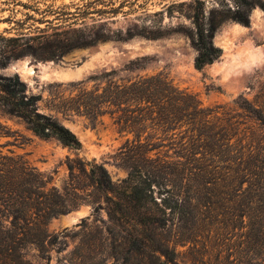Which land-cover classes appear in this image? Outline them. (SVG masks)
Returning a JSON list of instances; mask_svg holds the SVG:
<instances>
[{"label":"trees","instance_id":"1","mask_svg":"<svg viewBox=\"0 0 264 264\" xmlns=\"http://www.w3.org/2000/svg\"><path fill=\"white\" fill-rule=\"evenodd\" d=\"M247 11L237 8L207 21L201 8L193 13L196 68L220 57L212 41L219 25L228 18L248 25ZM107 37L70 35L56 26L50 33H0V68L26 54L59 60L73 48ZM148 59H131L125 69L144 68ZM41 99L18 74L0 73V111L40 138L79 150L80 140L58 115L83 116L92 127L108 116L119 133L130 135L121 146L127 175L115 183L103 164L75 158L67 163L68 180L60 190L21 156L0 150V264H39L27 257L31 248L39 259L49 258L58 235L47 224L83 202L92 203L95 213L106 210L112 248L128 254L124 264L134 258L136 264H264L262 109L242 96L232 106H203L196 94L160 72L118 76L107 70L69 82L47 101L49 112L40 109ZM235 230L244 236L243 247L237 243L239 249L231 253H212L215 246L197 242L200 231L223 236ZM188 244L191 258L180 256L184 253L176 247Z\"/></svg>","mask_w":264,"mask_h":264},{"label":"rangeland","instance_id":"2","mask_svg":"<svg viewBox=\"0 0 264 264\" xmlns=\"http://www.w3.org/2000/svg\"><path fill=\"white\" fill-rule=\"evenodd\" d=\"M260 2L264 0H0V33L6 36L37 34L40 29L50 33L55 26L70 35L109 36L94 45L73 48L59 60H39L26 54L0 68V73L18 74L29 92L41 95L39 106L44 112H49L47 101L69 82L86 81L103 71L115 70L118 76L160 72L175 86L196 94L203 106H232L242 96L264 113V6ZM199 8L204 21L237 8L248 10L249 17L248 25L231 18L219 25L212 41L221 49V55L200 69L194 65L197 51L191 42L195 32L192 15ZM8 17L23 23L3 21ZM6 28L12 29L6 32ZM140 56L149 58L144 68L134 72L125 69L131 59ZM54 83H62L63 87L55 89L51 86ZM58 118L80 140L79 150L55 139L40 138L20 120L0 111V131L4 135L0 136L1 152L21 156L49 175L60 190L68 180L67 163L75 158L103 164L115 183L127 175L121 146L130 135L119 133L108 116L95 127L83 116ZM99 202L104 206L102 199ZM106 219L104 208L95 213L92 203H80L47 224L48 230L58 235L49 258L39 259L32 248L27 257L39 264H124L128 254L112 248ZM240 232H223L222 236L200 231L196 238L202 245L209 242L215 246L212 253L220 250L226 254L239 249L237 243L244 237ZM189 245L176 247L184 253L180 256L191 258ZM136 261L130 259L125 264Z\"/></svg>","mask_w":264,"mask_h":264},{"label":"bare ground","instance_id":"3","mask_svg":"<svg viewBox=\"0 0 264 264\" xmlns=\"http://www.w3.org/2000/svg\"><path fill=\"white\" fill-rule=\"evenodd\" d=\"M234 26H235V24H234ZM237 27V26H236ZM240 28V27H239ZM236 29V28H235Z\"/></svg>","mask_w":264,"mask_h":264},{"label":"water","instance_id":"4","mask_svg":"<svg viewBox=\"0 0 264 264\" xmlns=\"http://www.w3.org/2000/svg\"><path fill=\"white\" fill-rule=\"evenodd\" d=\"M77 211H78V209H77ZM78 212H80V211H78Z\"/></svg>","mask_w":264,"mask_h":264}]
</instances>
